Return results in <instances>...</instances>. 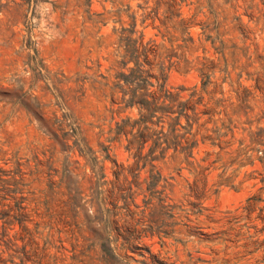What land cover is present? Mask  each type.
Returning <instances> with one entry per match:
<instances>
[{"label":"rangeland","instance_id":"obj_1","mask_svg":"<svg viewBox=\"0 0 264 264\" xmlns=\"http://www.w3.org/2000/svg\"><path fill=\"white\" fill-rule=\"evenodd\" d=\"M0 264H264V0H0Z\"/></svg>","mask_w":264,"mask_h":264},{"label":"trees","instance_id":"obj_2","mask_svg":"<svg viewBox=\"0 0 264 264\" xmlns=\"http://www.w3.org/2000/svg\"><path fill=\"white\" fill-rule=\"evenodd\" d=\"M125 39H128L129 42H132V44L136 42L135 40H130L127 37ZM125 52L128 53L129 59L133 60V66L127 68L128 72L126 74L122 72H118L116 74L118 80L114 84V87H116L117 91L120 92L119 101L123 103V107L135 105L139 113L138 121L143 123L146 119H150L154 115L155 111H159L160 113L168 111L171 107L168 104L174 101V97L176 95L171 94L166 89H163V84L158 85L156 90L147 91V86L152 84L146 79V72H143L140 69L141 64L137 62L136 55L134 54L135 49L131 48V50H127L126 48ZM126 62V60L119 61V64L121 67H125ZM119 80H122V82L119 83ZM166 99L168 100V103L164 104ZM179 114L180 111H178L177 116L174 117L175 123H177L176 121L178 120ZM127 120L128 119L122 120L120 124H116V133H119L123 129ZM143 129H146V126H143ZM173 131L174 128L169 130L170 133H173ZM175 136L173 138H175ZM168 145L169 143L166 142V146L162 149L161 153L167 149ZM174 147L175 146H173V149H175ZM126 149H128V144L126 145ZM154 158L155 156H150L149 160Z\"/></svg>","mask_w":264,"mask_h":264}]
</instances>
